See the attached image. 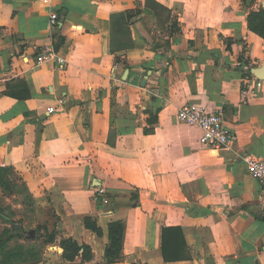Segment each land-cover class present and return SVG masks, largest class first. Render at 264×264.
<instances>
[{
	"label": "crops",
	"instance_id": "obj_1",
	"mask_svg": "<svg viewBox=\"0 0 264 264\" xmlns=\"http://www.w3.org/2000/svg\"><path fill=\"white\" fill-rule=\"evenodd\" d=\"M260 10L264 0H0V168L56 216L43 238L13 227L27 242L9 240L0 264H107L115 222L111 264H264V187L243 161L264 158V81L251 73L264 39L248 28ZM48 46L63 69L34 67ZM184 106L221 109L232 147L202 146L177 120ZM62 240L91 259L66 261Z\"/></svg>",
	"mask_w": 264,
	"mask_h": 264
},
{
	"label": "built area",
	"instance_id": "obj_2",
	"mask_svg": "<svg viewBox=\"0 0 264 264\" xmlns=\"http://www.w3.org/2000/svg\"><path fill=\"white\" fill-rule=\"evenodd\" d=\"M58 16L50 14V26L54 27ZM52 64L58 69H63L67 61L60 56L52 46L44 47L35 58L34 67ZM252 94V91H243L242 100ZM48 112H52L49 109ZM177 120L185 125L194 126L200 131L199 143L202 146L219 150L230 148L235 142V135L225 126L223 111L221 109L208 111L204 108L184 106L177 113ZM243 161L252 179L264 187V158L245 156ZM97 195L103 204L109 203V197L103 188L97 190Z\"/></svg>",
	"mask_w": 264,
	"mask_h": 264
},
{
	"label": "trees",
	"instance_id": "obj_3",
	"mask_svg": "<svg viewBox=\"0 0 264 264\" xmlns=\"http://www.w3.org/2000/svg\"><path fill=\"white\" fill-rule=\"evenodd\" d=\"M248 28L256 33L258 36L264 39V10H260L258 12H251L248 16ZM237 69L241 72H244L245 75H250L249 68H246L245 71L243 66H238ZM14 175V172L10 168H0V188L3 191H10L12 190L11 184H14V181L11 179V176ZM26 189V187L24 186ZM27 191V189H26ZM28 193V191H27ZM29 194V193H28ZM30 196V195H29ZM31 201L33 200L30 196ZM0 219L5 223L6 225H13L12 219L4 214L2 209L0 208ZM88 227H90L95 232H98V229L91 224H88ZM124 232V225L121 222H115L111 223L109 225V245L106 249L105 257H106V263L111 264L115 262V260L118 258L120 250H121V240ZM4 233L8 235L6 238L2 239L4 242V245L0 246L1 250H5L9 248L7 243L9 240H11L14 237L23 238L24 236L20 235V230L13 231L11 229H5ZM28 240V239H27ZM54 240L53 235L48 238L46 242H52ZM61 248H62V257L66 261H73L76 257H79L82 261H87L91 259V251L90 249L83 245L79 246L76 242L72 240H62L61 241ZM10 251L5 252L6 255L9 253H12L13 248H9ZM25 250L24 254L28 251L23 248V251ZM23 254V255H24ZM9 257V256H8ZM166 259H172V258H166Z\"/></svg>",
	"mask_w": 264,
	"mask_h": 264
},
{
	"label": "rangeland",
	"instance_id": "obj_4",
	"mask_svg": "<svg viewBox=\"0 0 264 264\" xmlns=\"http://www.w3.org/2000/svg\"><path fill=\"white\" fill-rule=\"evenodd\" d=\"M11 179L14 181V184H11V192L3 191L0 188V208L4 214L12 219L13 225H6L0 219V246L2 243L4 245L2 239L8 236L4 233L5 229L13 230L14 227L22 229L26 233L40 231L36 234V238L39 236L43 238V234H41L43 232L42 227H55L56 223V216H54L51 208H38L35 202L31 201L24 184L15 175H12ZM24 236L29 238L26 234ZM25 237L24 239L27 242Z\"/></svg>",
	"mask_w": 264,
	"mask_h": 264
},
{
	"label": "water",
	"instance_id": "obj_5",
	"mask_svg": "<svg viewBox=\"0 0 264 264\" xmlns=\"http://www.w3.org/2000/svg\"><path fill=\"white\" fill-rule=\"evenodd\" d=\"M251 73H252L256 78H258L259 80L264 81V67H262V68H260V69H253V70L251 71ZM144 82H145V80L142 82V85L145 84ZM27 236L29 237V238H27V239H34V238H35V233H34V231H29V232L27 233Z\"/></svg>",
	"mask_w": 264,
	"mask_h": 264
}]
</instances>
